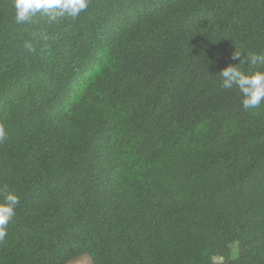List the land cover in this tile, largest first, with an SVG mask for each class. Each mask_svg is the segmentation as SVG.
I'll use <instances>...</instances> for the list:
<instances>
[{
    "label": "trees",
    "instance_id": "obj_1",
    "mask_svg": "<svg viewBox=\"0 0 264 264\" xmlns=\"http://www.w3.org/2000/svg\"><path fill=\"white\" fill-rule=\"evenodd\" d=\"M32 46L29 51L26 45ZM264 0H89L16 24L0 0V264H264Z\"/></svg>",
    "mask_w": 264,
    "mask_h": 264
},
{
    "label": "clouds",
    "instance_id": "obj_2",
    "mask_svg": "<svg viewBox=\"0 0 264 264\" xmlns=\"http://www.w3.org/2000/svg\"><path fill=\"white\" fill-rule=\"evenodd\" d=\"M89 7V0H13L14 21L16 24L31 23L39 15L49 24L59 23L70 18L75 20ZM32 51L30 44L26 45ZM232 60L219 71L224 89L235 88L241 94V104L245 110L255 109L264 103V68H257L246 72L244 65H255L261 58L254 54H247L236 50L232 53ZM5 125L0 123V143L7 139ZM20 203L19 195L8 186L0 187V242L8 235V225L16 214ZM75 264H89L86 256L79 257Z\"/></svg>",
    "mask_w": 264,
    "mask_h": 264
},
{
    "label": "rangeland",
    "instance_id": "obj_3",
    "mask_svg": "<svg viewBox=\"0 0 264 264\" xmlns=\"http://www.w3.org/2000/svg\"><path fill=\"white\" fill-rule=\"evenodd\" d=\"M83 256H86V257L88 258L89 264H91V259H90V257H89L88 255H83ZM77 259H78V258H77ZM77 259L72 260L71 262H69V263H67V264H75V262H76Z\"/></svg>",
    "mask_w": 264,
    "mask_h": 264
}]
</instances>
